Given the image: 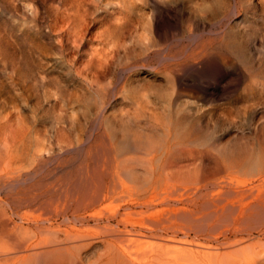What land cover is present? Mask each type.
<instances>
[{"label":"bare ground","instance_id":"6f19581e","mask_svg":"<svg viewBox=\"0 0 264 264\" xmlns=\"http://www.w3.org/2000/svg\"><path fill=\"white\" fill-rule=\"evenodd\" d=\"M200 41L143 51L112 80L116 53L62 60L76 86L64 95L50 93L52 69L36 58L33 97L56 115L42 130L31 122L13 155L0 151V264H264V245H242L251 226L264 235V166L228 159L191 128L196 101L225 77L212 50L235 51L224 38ZM246 168L254 180H240Z\"/></svg>","mask_w":264,"mask_h":264},{"label":"rangeland","instance_id":"374dc122","mask_svg":"<svg viewBox=\"0 0 264 264\" xmlns=\"http://www.w3.org/2000/svg\"><path fill=\"white\" fill-rule=\"evenodd\" d=\"M84 27L87 37L78 43L73 31ZM208 37L233 42L235 51L218 45L212 50L225 77L209 83L213 94L205 101L195 96L198 112L191 128L208 146L221 144L228 159L238 153L244 167L264 166V5L257 0H0L1 153L11 156L17 143L29 141L31 122L42 130L55 118L48 102L38 104L33 97L36 66L52 69L48 90L64 95L76 86L62 73V60L86 64L96 53H116L108 55L104 71L112 80L143 51L194 48L190 41ZM55 131L50 129L53 143L59 139ZM247 168L239 174L243 182L257 175ZM250 229L255 239L242 245L262 247L264 235L257 226Z\"/></svg>","mask_w":264,"mask_h":264}]
</instances>
